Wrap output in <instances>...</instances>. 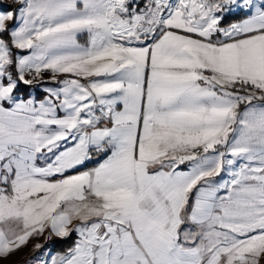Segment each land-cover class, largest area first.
Returning a JSON list of instances; mask_svg holds the SVG:
<instances>
[{
    "label": "snow or ice",
    "instance_id": "6c2138e0",
    "mask_svg": "<svg viewBox=\"0 0 264 264\" xmlns=\"http://www.w3.org/2000/svg\"><path fill=\"white\" fill-rule=\"evenodd\" d=\"M33 237L264 264V0H0V258Z\"/></svg>",
    "mask_w": 264,
    "mask_h": 264
},
{
    "label": "rangeland",
    "instance_id": "374dc122",
    "mask_svg": "<svg viewBox=\"0 0 264 264\" xmlns=\"http://www.w3.org/2000/svg\"><path fill=\"white\" fill-rule=\"evenodd\" d=\"M98 159H103V157H99ZM62 242L63 241L55 238L52 241H48L46 237H33L29 240L27 245L23 246L16 252L11 253L7 258H0V264H30V262H34L35 258L50 245L53 247L55 252L62 253L65 249L71 246L72 240L69 239L68 244H62ZM38 243L44 246L39 251H37L34 247Z\"/></svg>",
    "mask_w": 264,
    "mask_h": 264
},
{
    "label": "trees",
    "instance_id": "16d2710c",
    "mask_svg": "<svg viewBox=\"0 0 264 264\" xmlns=\"http://www.w3.org/2000/svg\"><path fill=\"white\" fill-rule=\"evenodd\" d=\"M63 243H67V244H68V241H66V242H65V241H63V242H62V244H63ZM58 247H59V246H58Z\"/></svg>",
    "mask_w": 264,
    "mask_h": 264
}]
</instances>
